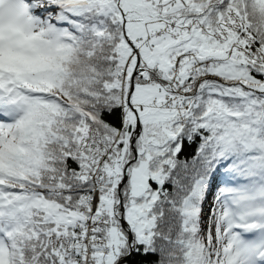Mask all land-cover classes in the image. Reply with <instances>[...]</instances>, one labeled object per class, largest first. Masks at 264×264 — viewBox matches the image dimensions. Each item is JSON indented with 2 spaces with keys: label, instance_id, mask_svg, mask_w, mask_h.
<instances>
[{
  "label": "snow or ice",
  "instance_id": "snow-or-ice-1",
  "mask_svg": "<svg viewBox=\"0 0 264 264\" xmlns=\"http://www.w3.org/2000/svg\"><path fill=\"white\" fill-rule=\"evenodd\" d=\"M0 264H264V0H0Z\"/></svg>",
  "mask_w": 264,
  "mask_h": 264
}]
</instances>
